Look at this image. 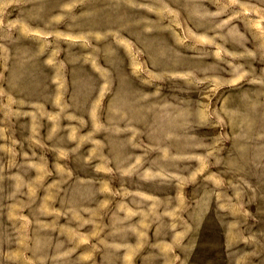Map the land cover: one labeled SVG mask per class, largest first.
Segmentation results:
<instances>
[{"label": "rangeland", "instance_id": "1", "mask_svg": "<svg viewBox=\"0 0 264 264\" xmlns=\"http://www.w3.org/2000/svg\"><path fill=\"white\" fill-rule=\"evenodd\" d=\"M0 264H264V0H0Z\"/></svg>", "mask_w": 264, "mask_h": 264}]
</instances>
